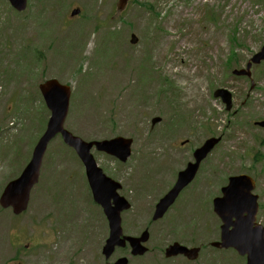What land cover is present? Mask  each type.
<instances>
[{
    "label": "rangeland",
    "instance_id": "1",
    "mask_svg": "<svg viewBox=\"0 0 264 264\" xmlns=\"http://www.w3.org/2000/svg\"><path fill=\"white\" fill-rule=\"evenodd\" d=\"M116 2L27 0L26 10L16 13L0 0V193L19 176L45 129L49 112L38 85L55 79L71 87L64 127L72 135L133 141L125 163L91 151L131 205L121 214L123 235L149 233L147 254L129 264H245L231 250L209 247L220 226L210 199L229 176L249 175L264 227V129L253 125L264 121V61L252 67L251 79L231 74L264 43V0H130L121 14ZM75 8L80 13L69 17ZM218 88L232 93L231 112L212 97ZM154 118L160 122L151 127ZM212 136L221 143L194 183L152 223L158 199ZM184 140L188 146L181 147ZM83 173L60 138L53 140L27 211L13 218L0 209V264L130 259L126 250L104 261L106 221ZM173 242L204 248L194 263L164 261Z\"/></svg>",
    "mask_w": 264,
    "mask_h": 264
},
{
    "label": "water",
    "instance_id": "2",
    "mask_svg": "<svg viewBox=\"0 0 264 264\" xmlns=\"http://www.w3.org/2000/svg\"><path fill=\"white\" fill-rule=\"evenodd\" d=\"M10 5L18 12L26 8V0H8ZM128 0H118L116 8L118 12L124 10ZM78 10L71 12V17L77 15ZM137 39L134 35L130 37V44L135 45ZM264 60V45L248 62L246 70H234L233 75L250 77L252 64L257 65ZM253 85H251L252 87ZM44 104L50 113L45 130L35 144L30 160L18 178L10 181L0 195V208L10 209L17 216L26 211L29 203L30 192L38 183L40 168L46 148L50 141L60 136L63 143L73 149L81 161L87 182L89 184L93 201L102 208L109 227V235L102 247V255L108 260L115 248H123L129 244L132 256H143L147 249L143 246L149 234L145 230L138 238L122 237L121 218L123 211L129 209L130 205L122 197L118 196L117 190L120 185L105 177L97 167L90 151L94 147L125 162L130 156L132 141L117 137L111 140L85 142L73 136L64 129L65 119L68 114L71 90L67 85H62L55 79L46 80L38 87ZM213 98L220 99L225 105V110L232 108V98L229 91L217 89ZM159 118L152 120V125L158 123ZM264 127L263 122L257 124ZM220 142V138L207 139L199 148L193 152V162L177 174L172 188L158 201L152 215V221L161 219L168 209L173 205L179 193L189 185L199 169L200 163L210 154L214 147ZM254 182L245 175L230 177L228 184L222 188L221 198L213 200L212 208L214 214L220 219V239L211 246L217 249L234 250L239 256L245 257L246 264H264V228L255 222L258 211L257 196L251 192L254 190ZM198 248H187L178 243L169 245L165 251V258L183 256L189 261L198 258ZM114 264H127L125 258H120Z\"/></svg>",
    "mask_w": 264,
    "mask_h": 264
},
{
    "label": "flooded vegetation",
    "instance_id": "3",
    "mask_svg": "<svg viewBox=\"0 0 264 264\" xmlns=\"http://www.w3.org/2000/svg\"><path fill=\"white\" fill-rule=\"evenodd\" d=\"M186 141H187V140H185V141L182 142V143L180 142L179 145H180L181 147H184L185 145L188 146V145H187V144H188V141H187V142H186ZM191 185H192V184H191ZM191 185H190L189 187H191ZM186 189H187V188H186ZM186 189H185V190H186ZM185 190H184V191H185ZM166 192H167V191H166ZM166 192H165V193H166ZM165 193H164V194H165ZM164 194H163V195H164ZM180 194H181V193H180ZM180 194H179V195H180ZM163 195H162V196H163ZM209 195H210V194H209ZM219 195H220V190H219ZM162 196H161V197H162ZM216 197H217V196L214 195L213 197H211V199L208 198V199H210V204H212L213 199H215ZM178 198H179V196H178ZM195 200H196V198H195ZM176 201H177V199H176ZM207 203H208V202H207ZM219 223H220V222H219ZM106 230H107V225H106ZM103 264H107V262H103Z\"/></svg>",
    "mask_w": 264,
    "mask_h": 264
},
{
    "label": "trees",
    "instance_id": "4",
    "mask_svg": "<svg viewBox=\"0 0 264 264\" xmlns=\"http://www.w3.org/2000/svg\"><path fill=\"white\" fill-rule=\"evenodd\" d=\"M142 6H145V7H147V5H142ZM148 8H149V6H148ZM236 55H235V53L233 54V53H231V55L228 57V59L227 60H229V61H231V62H233L232 60H236Z\"/></svg>",
    "mask_w": 264,
    "mask_h": 264
}]
</instances>
